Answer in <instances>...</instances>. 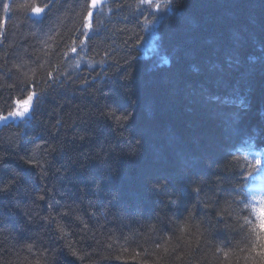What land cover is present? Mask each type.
Segmentation results:
<instances>
[{
    "label": "trees",
    "instance_id": "obj_1",
    "mask_svg": "<svg viewBox=\"0 0 264 264\" xmlns=\"http://www.w3.org/2000/svg\"><path fill=\"white\" fill-rule=\"evenodd\" d=\"M186 2L190 25L179 19H159L167 8L163 0L160 13L143 10L139 0H111L96 10L89 30L91 0H57L60 10L43 24L47 8L37 16L21 5L44 7L51 0H0V117L21 110L20 104L36 93L30 118L10 117L7 124L0 120V160L8 166H0V178L13 171L22 177L14 196H0V247L19 249L37 236L50 247L54 243L50 237L64 236L56 227L58 222L67 235L55 243L67 249L65 245L71 242L78 256L84 249L95 264H154L161 257V264L164 260L214 264L211 258L204 259L203 236L195 245L186 233L189 243L171 251L183 243L167 239L172 222L179 227L196 218L198 223L205 221L201 231L211 230L232 241L222 260L257 264L264 227L254 210L260 204L247 187L260 170L255 160L264 144L247 137L226 140L208 109L195 104L191 113L186 111L189 101L182 89L205 81V76L191 74L190 63L219 59L213 45L231 47L233 33H240L236 47L241 66L229 70L227 78L237 82L242 73L248 75L255 88L249 94L252 110L245 124L258 121L264 112V63L257 60L254 67L249 65L253 57L264 58V0ZM151 34H156L155 48L146 45ZM73 46L76 53L71 52ZM188 46L197 48L199 54L189 59L185 55ZM165 56L175 57L171 67L161 63ZM130 64L136 76L132 94L136 111L129 134L143 139V149L134 157L123 156L113 184L104 175L100 157L113 145L125 154L128 142L118 134L122 129L99 113L105 104L121 109L127 105L129 94L122 75ZM145 104L154 106L153 114L144 111ZM169 135H175L178 144H170ZM179 151L197 161L192 179L177 161ZM115 155L109 158L114 160ZM29 159L37 166L26 165ZM165 177L166 184L171 181L169 192L174 191L179 199L174 205L168 201L164 223L157 226L155 221H146L144 213L134 214V222L127 212L129 203L142 197L146 209L156 207L158 201H151L147 193V181ZM94 179L99 181V190L92 184ZM41 195L44 200L39 199ZM233 197L246 202V211L236 209ZM229 203L235 209L231 215L218 212ZM220 216L226 221L221 222ZM177 254L182 260H175ZM61 264L83 261L64 254Z\"/></svg>",
    "mask_w": 264,
    "mask_h": 264
},
{
    "label": "snow or ice",
    "instance_id": "obj_2",
    "mask_svg": "<svg viewBox=\"0 0 264 264\" xmlns=\"http://www.w3.org/2000/svg\"><path fill=\"white\" fill-rule=\"evenodd\" d=\"M103 2L104 0H91L90 7L92 9H97L102 6ZM163 2L167 4V8L165 9L164 15L160 16L159 19H165L167 17L168 19H179L188 25L192 23L191 18L185 15V10L188 7L186 0H175V2L174 0H163ZM139 4L143 6V10L155 9L157 13L161 12V0H139ZM21 7H28L31 9L32 13L37 16H41L45 14V8H47L48 5L40 7L35 4H31L21 5ZM143 10L141 11V15L143 14ZM5 11H7V8H5ZM168 13H173V15L168 17ZM92 18V11H88L86 27L89 30L92 28ZM159 39L162 44L163 36ZM240 39V33H233V43L231 47L220 48L217 45H213L218 48L220 56L219 59L213 60L209 58L203 62L190 63L189 67L191 74L197 77L205 76V81L200 83L197 87H193L191 84H188L184 89H182L183 95L189 101V106L186 107V111L191 113L194 110L191 105L200 104L208 109L209 115L213 119L219 122L222 135L226 140H232L238 137H247L248 140H256L257 144H264V112L260 113L258 121L254 125L246 126L245 124V118L252 110L249 94L254 90L255 85L248 78L246 73H242L240 80L237 82H232L227 78L229 70L239 69L241 66L239 51L236 47ZM261 48L264 49V41L261 42ZM76 51L77 49L73 46L71 48V52L76 53ZM198 54V49L193 48L192 46H188L185 52V55L189 59ZM252 60L253 63L249 65L250 67H254L257 60L264 63V58L261 57H253ZM174 61V56H172L171 60L169 59V56H165L162 58L161 63L171 67ZM122 79L127 82V87L124 89V91L129 94L127 105L122 109H110V106L105 104L104 110L99 113L102 118L111 121L116 128L122 129V131L118 134L120 136H124L128 142V148L125 154L117 152L116 146L113 145L110 146L109 152L100 157V163L104 168V175L110 179L120 174L121 164L122 161H124V155L134 157L143 149V139L138 136L133 138L129 134L131 130L129 125L135 118L136 111V101L132 95L136 91L134 65L130 64L122 75ZM35 96L36 93L33 92L26 101L20 104V108L23 109L22 111H10L7 116L0 117V120L7 121L10 117L27 119L29 114H34L30 112V105ZM144 111L151 115L154 113L155 108L153 105L145 104ZM81 139H83V137H81ZM178 142L179 141L175 135H169L170 144L175 145L178 144ZM121 147H123V145H121ZM112 153L116 154L114 160L109 158ZM96 158L97 157H92V159ZM177 161L180 163L182 171H184L185 175H187L190 179L196 175L195 168L197 161L190 157L188 153L184 151L177 152ZM85 163H87V160H85ZM261 163L262 161L260 159L255 160V164L259 165ZM25 164L31 165V159L26 160ZM0 166H3L2 160H0ZM31 166L36 167L37 165ZM83 167L84 165H81V168ZM12 175L19 176V173L13 171ZM152 187L155 189L160 187V185L153 184ZM96 188L99 190V183H97ZM0 191L7 192L8 188H0ZM39 199L44 200L45 197L41 195L39 196ZM169 199H171V197H169ZM176 199H179V197L177 196ZM231 207L232 205L229 203L228 207L224 209V212H227L228 208ZM138 212L142 213V209H138ZM67 214L68 213H65V215ZM77 219H79V216H77ZM219 220L226 221V217L220 216ZM261 225L264 227V221L261 222ZM56 227L64 236L67 235L62 224L57 222ZM152 227L155 226L153 225ZM260 240L264 241V236H261ZM65 246L68 248L72 256L81 260L83 259V257L77 255V249L73 247L71 242H68ZM259 247L262 249L259 253V256L261 257V264H264V243H260ZM29 248H31V245H29ZM117 259H119V257H117ZM141 264H144V261H141Z\"/></svg>",
    "mask_w": 264,
    "mask_h": 264
},
{
    "label": "clouds",
    "instance_id": "obj_3",
    "mask_svg": "<svg viewBox=\"0 0 264 264\" xmlns=\"http://www.w3.org/2000/svg\"><path fill=\"white\" fill-rule=\"evenodd\" d=\"M48 11L47 13L41 18V23H46L48 21H51L54 19L56 13L60 10L57 4V0H51L50 5L47 7ZM13 67H22L13 65ZM11 71V69H9ZM21 83L26 82L21 81ZM20 90V89H18ZM110 109L111 108H118L114 104H109ZM131 118V117H130ZM129 128L131 129L130 125ZM3 167H8L7 164L3 165ZM84 173H81L83 175ZM167 180V177L160 178V179H149L147 181V193L151 197V201L153 199H156L158 201L156 207H151L150 210L146 209L144 207L143 198H139L136 200H133L128 205L127 212L131 218H133L135 222L134 214L140 213L138 212V209H142V213L146 214L144 216V219L146 221H155L156 225L159 226L164 223L165 218H167V212H165L166 208H169L170 205L168 201H171V204L174 205L176 202L177 195L175 192H169V187L171 186V181H168L166 184L165 181ZM117 177L111 178V182L113 184H116ZM22 182L21 175L19 176H13L12 172L8 173L6 176H3L0 178V188L7 187L8 191H0V196H14L16 191H18L19 186ZM99 183L98 180H92L93 186L95 184ZM157 184L160 185L158 188H153L152 185ZM174 187V186H173ZM241 194L239 192L236 193V197H239ZM171 197V199H169ZM236 197H233V201L236 202V209H238L240 212H244L247 209L246 202L237 201ZM225 208H218V212L221 213H227L229 215L232 214V212L235 211V209L228 208L227 212H224ZM258 216L260 221H264V198L260 201V207L258 209H254ZM71 212V209H69V213ZM161 213H163V217L161 216ZM178 219H183L182 217ZM222 222V221H221ZM55 223V221H53ZM205 221L201 220L199 223L197 222L196 218H191L190 221H185L184 224H181L179 227L172 222V228H171V235L167 236V239L169 241L175 240L178 242L183 243H177L171 251H175L176 248H182L184 244H188L187 235H191L193 237L192 243L195 245H199V237L203 236L205 240V256L204 259L211 258L214 261V264H229V261L227 259H221V256L225 255V248L230 247L232 244V241L228 239L226 236L223 238L217 237L211 230H205L201 231V225L204 224ZM208 223H212L211 220L208 221ZM187 233V235H186ZM66 236H52L50 239L54 241V243L49 247L46 246L42 242V238L40 236L35 237L32 239L31 244H28L24 247H21L19 249H6L5 247H0V264H61V257L62 255L66 254L68 256L74 257L69 252L68 248L66 249L64 245L62 244H56V240H64ZM162 238H164L162 236ZM29 245H31V248H29ZM74 247V246H73ZM191 247V246H190ZM194 250V249H192ZM83 252V255L80 257H83V259H78L77 257H74L76 260L83 261V264H89V261H91V264H95V261L92 259V255L88 253L86 250L81 249ZM164 252H169V249H163ZM8 252H11V254H7ZM219 253L220 255H217ZM159 255V252L156 253ZM103 253H98V256H102ZM111 255V254H109ZM161 259H157L154 261V264H161ZM175 260L180 261L182 260V257L177 254L175 256ZM163 264H168L167 260H164ZM257 264H261V257H259V260Z\"/></svg>",
    "mask_w": 264,
    "mask_h": 264
},
{
    "label": "rangeland",
    "instance_id": "obj_4",
    "mask_svg": "<svg viewBox=\"0 0 264 264\" xmlns=\"http://www.w3.org/2000/svg\"><path fill=\"white\" fill-rule=\"evenodd\" d=\"M150 36H151V39H149V41H147L146 45H148L149 48H155L156 47V44H155L156 34H154V35L151 34ZM254 188L262 191V189L264 188V183L258 184ZM260 194L262 195V192ZM262 198H264V196H259L256 198V201L260 202Z\"/></svg>",
    "mask_w": 264,
    "mask_h": 264
},
{
    "label": "bare ground",
    "instance_id": "obj_5",
    "mask_svg": "<svg viewBox=\"0 0 264 264\" xmlns=\"http://www.w3.org/2000/svg\"><path fill=\"white\" fill-rule=\"evenodd\" d=\"M2 30V28H0V31ZM32 110H33V108L31 107V109H30V112L32 113ZM28 116H31V114H29ZM9 121L7 120V121H5V123L7 124Z\"/></svg>",
    "mask_w": 264,
    "mask_h": 264
}]
</instances>
